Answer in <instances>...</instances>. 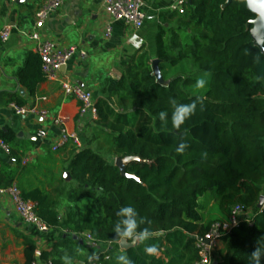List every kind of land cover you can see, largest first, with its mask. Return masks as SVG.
Wrapping results in <instances>:
<instances>
[{
  "label": "trees",
  "instance_id": "1",
  "mask_svg": "<svg viewBox=\"0 0 264 264\" xmlns=\"http://www.w3.org/2000/svg\"><path fill=\"white\" fill-rule=\"evenodd\" d=\"M227 2L192 0L185 14L172 16L173 24L162 27L157 39L164 84L155 77L151 58L130 67L116 87L115 106L105 99L96 104L93 131L82 148H71L58 179L49 180L51 190L20 187L18 170L1 173L0 189L16 185L24 200L37 204V216L49 230L80 238L88 233L96 247L107 249L87 264H196L198 240L208 236L214 223L227 221L235 206H244L248 214L259 211L264 196V55L250 34L255 15L242 0ZM18 77L34 97L47 80L42 58L30 54ZM201 78L205 87L198 89ZM184 105L194 107L176 129L172 118ZM0 137L11 156L20 159L11 149L15 133L1 130ZM181 143L188 145L183 154L176 152ZM126 157L142 160L126 169L139 181L123 177L116 166V159ZM210 192L217 195L213 207L221 218L206 222L199 200ZM124 207L136 213L131 239L119 236L128 219L120 214ZM252 218L253 226L242 223L222 236L226 252L218 264H264V210ZM145 230L150 235L141 240ZM135 238V247L121 250L123 239ZM68 239L40 258L36 246H29L26 264H45L50 258L64 264L65 254L82 248ZM151 245L157 254L145 252Z\"/></svg>",
  "mask_w": 264,
  "mask_h": 264
},
{
  "label": "crops",
  "instance_id": "2",
  "mask_svg": "<svg viewBox=\"0 0 264 264\" xmlns=\"http://www.w3.org/2000/svg\"><path fill=\"white\" fill-rule=\"evenodd\" d=\"M48 1L17 0L13 3L0 0V28L12 29L10 40L0 47V131L15 133L16 141L11 149L21 159L14 157L21 161V166L12 163L13 156L0 148V175L18 170L16 184L26 190L44 187L51 190L49 180L55 175L58 179L63 162L69 158L70 146L57 153L52 150L60 140V128L52 118L63 117L68 130L77 132L83 142L94 126L91 114L84 116L82 104L75 97L67 96L62 85L77 84L92 92L95 106L101 99L115 106L114 93L123 75L140 59L151 58L153 64L157 59L159 33L162 27L173 24L172 16L177 15L172 11L176 0H142L146 20L141 29H136L113 20L106 13L104 0H68L46 21L41 30L42 41L53 43L57 51L75 47L77 53L57 74L56 81L46 80L36 95L30 97L18 74L30 54L39 55L38 42L30 40L27 34L35 26L38 10ZM109 27L112 28L111 36L106 35ZM18 101L24 105H18ZM13 105L28 109L37 107L48 117L18 115ZM42 131L47 133L44 139L39 137ZM24 159H29L26 165L22 163ZM68 238L70 244L77 242L82 248L77 253L65 254L64 264H85L93 257L85 259L90 255L88 249L101 250L92 243L88 233L81 238L71 237L58 229L43 233L37 226L25 224L12 196L0 194V264H26L25 250L29 246H36V258H40L43 252L51 254L61 239ZM218 251V255L225 254L223 242ZM38 264L44 263L38 260ZM45 264H53V259Z\"/></svg>",
  "mask_w": 264,
  "mask_h": 264
},
{
  "label": "built area",
  "instance_id": "3",
  "mask_svg": "<svg viewBox=\"0 0 264 264\" xmlns=\"http://www.w3.org/2000/svg\"><path fill=\"white\" fill-rule=\"evenodd\" d=\"M17 0H11L15 3ZM68 0H49L46 2L36 14V23L34 28L27 34V37L38 42L37 53L43 61V71L48 81H56L57 74L66 68L71 59L76 55L77 48L71 47L65 51H57L53 43L42 41L43 36L41 30L45 27L46 21L50 15L61 8ZM192 0H176L172 11L183 15L187 11L188 5ZM106 13L116 22H123L126 25L133 26L136 29H141L146 20V14L143 11L144 3L142 0H104ZM112 28L109 27L106 35L111 36ZM12 35L10 27L0 28V47L7 43ZM84 55V53H82ZM63 90L67 96L75 97L82 104V114L86 116L91 114L90 118L97 121V110L93 102V94L90 91L83 89L79 85H71L65 83L62 85ZM15 112L18 115L25 116L28 114L41 115L47 118L46 112H40L37 107L26 108L13 105ZM53 123L60 128V140L52 147L53 152L57 153L62 148L67 146L82 148L83 141L77 132L68 130L65 119L63 117L52 118ZM45 131L40 132L39 137L46 138ZM0 148L7 154H11L9 146L0 137ZM12 163H18V159L12 157ZM29 159L22 161L26 165ZM9 193L15 203L16 210L25 224L37 226L38 229L45 233L49 232V228L37 216V204L32 201L23 199L22 194L16 185L9 189H0V194ZM256 214H260L264 210V205L261 209L258 208ZM242 223H248L253 226L254 220L252 216L246 213L244 206H235L232 209L230 218L224 222H216L213 224L207 237L210 244H206L198 240L197 247L200 250V260L196 264H213L218 260V246L222 242V236L231 233L234 229L238 228ZM91 240V237L89 236ZM87 264V263H85Z\"/></svg>",
  "mask_w": 264,
  "mask_h": 264
},
{
  "label": "clouds",
  "instance_id": "4",
  "mask_svg": "<svg viewBox=\"0 0 264 264\" xmlns=\"http://www.w3.org/2000/svg\"><path fill=\"white\" fill-rule=\"evenodd\" d=\"M243 3H245L250 10L256 11L257 13L264 11V0H242ZM206 81L204 79H198L196 81L195 87L198 89H203L205 87ZM194 105H184L180 106L176 109L173 118H172V126L176 129H179L180 125L184 122V118L193 110ZM160 117L163 118L165 115L163 112L159 113ZM188 145L186 143H181L179 147L176 148V152L179 154H183L185 151V148ZM121 215H126L128 219L124 221V224L126 225V228L124 232L119 233V230L117 229L119 236L121 238H129L131 239L135 234V230L137 228V224L135 219H133L134 215L136 214L134 212V209L132 207H124L121 208L120 211ZM150 235V233L145 230L141 233H139V236L141 240L147 238ZM145 252L149 255H155L157 254V247L155 245L147 246L145 248ZM35 255L37 253H34ZM254 256H258V252L254 253ZM119 259L124 260V257H119ZM126 264H130V262L126 261Z\"/></svg>",
  "mask_w": 264,
  "mask_h": 264
},
{
  "label": "water",
  "instance_id": "5",
  "mask_svg": "<svg viewBox=\"0 0 264 264\" xmlns=\"http://www.w3.org/2000/svg\"><path fill=\"white\" fill-rule=\"evenodd\" d=\"M232 1L233 0H228L226 5H230L232 3ZM248 10L250 12H252L255 15V17H256L253 21H251L249 23V26H252V28L250 30L251 37H252V39L254 41V44L261 50L262 54L264 55V11H261V12L257 13L256 11L250 10L249 7H248ZM159 63L160 62H159L158 59L153 61V64H152L153 65V70H154V74H155V77L157 78V80L160 83L164 84V80H163V77H162V74H161V71H160V66H159L160 64ZM63 69H65V68H63ZM135 161H140L141 162L142 160L139 157L118 158V159H116V163L115 164L120 169L121 174H122L123 177L129 178V179H137L136 176L129 175L127 173V170H126L127 166L130 163L135 162ZM64 177H65V180L67 182H71L72 181L70 173L66 172L64 174ZM263 205H264V196H262L258 208L261 209L263 207ZM138 240H139V238H135L133 240V242H129L128 240L123 239L120 242V244H119L121 250L126 251V250H129V249L135 247L136 244L138 243ZM200 241L203 242V243H206V244H210V240L208 238H200ZM213 264H218V262L215 261Z\"/></svg>",
  "mask_w": 264,
  "mask_h": 264
},
{
  "label": "rangeland",
  "instance_id": "6",
  "mask_svg": "<svg viewBox=\"0 0 264 264\" xmlns=\"http://www.w3.org/2000/svg\"><path fill=\"white\" fill-rule=\"evenodd\" d=\"M92 131L93 129H91V132ZM216 202H217V195L213 192L207 193L203 197L200 198L199 207L201 209V212L205 215L206 222H209L212 219H216V217H220L219 213H217L218 211L216 210V208L213 207ZM256 213H257L256 211H252L250 215L253 217L256 215ZM88 250L90 252V255H87L85 259H88L89 257H92V256L98 257L101 252L103 253V250L105 251L107 249L102 247L101 250H98L96 248L88 249ZM225 252H226V249H225Z\"/></svg>",
  "mask_w": 264,
  "mask_h": 264
}]
</instances>
